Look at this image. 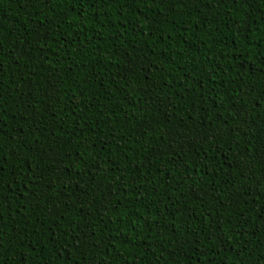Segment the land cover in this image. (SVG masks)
Returning <instances> with one entry per match:
<instances>
[{
  "label": "trees",
  "instance_id": "trees-1",
  "mask_svg": "<svg viewBox=\"0 0 264 264\" xmlns=\"http://www.w3.org/2000/svg\"><path fill=\"white\" fill-rule=\"evenodd\" d=\"M0 264H264V0H0Z\"/></svg>",
  "mask_w": 264,
  "mask_h": 264
}]
</instances>
